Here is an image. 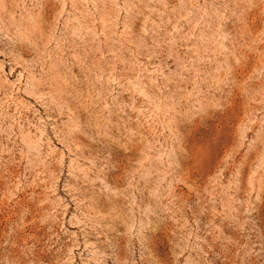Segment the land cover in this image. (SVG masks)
Segmentation results:
<instances>
[{"label": "rangeland", "instance_id": "1", "mask_svg": "<svg viewBox=\"0 0 264 264\" xmlns=\"http://www.w3.org/2000/svg\"><path fill=\"white\" fill-rule=\"evenodd\" d=\"M0 264H264V0H0Z\"/></svg>", "mask_w": 264, "mask_h": 264}]
</instances>
